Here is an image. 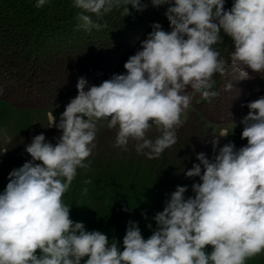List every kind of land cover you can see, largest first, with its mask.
Here are the masks:
<instances>
[{"label": "clouds", "instance_id": "9594fccd", "mask_svg": "<svg viewBox=\"0 0 264 264\" xmlns=\"http://www.w3.org/2000/svg\"><path fill=\"white\" fill-rule=\"evenodd\" d=\"M48 2L36 0L35 7ZM150 2L167 5L171 30L154 23L124 63L125 73L99 84L80 77L77 95L58 122L51 120L50 127L62 132L57 142H47L43 132L35 135L26 145L31 160L8 173L0 192V264H245L264 253V96L246 104L240 123L247 144L218 147V137L229 133L214 135V155L198 153L200 163L185 173L200 178L191 186L194 196L186 197L188 186L178 185L154 215L148 238L130 220L121 250L115 238L71 218L63 197L77 169L90 166L85 161L96 147L99 121L117 129L115 147L127 150L134 141L137 154L157 159L176 144L193 93L208 101L220 94L213 90L214 76L225 75L229 63L237 80L264 73V0H233L230 9L226 0ZM127 5L137 11L148 6L142 0H73L80 10L77 28L101 30L105 25L98 21L114 9L131 15ZM221 33L234 47L227 59L216 47ZM153 125L159 131L154 139L147 135Z\"/></svg>", "mask_w": 264, "mask_h": 264}, {"label": "trees", "instance_id": "16d2710c", "mask_svg": "<svg viewBox=\"0 0 264 264\" xmlns=\"http://www.w3.org/2000/svg\"><path fill=\"white\" fill-rule=\"evenodd\" d=\"M142 2L148 5L143 11L127 5L131 15L124 16L122 9H114L98 21L105 27L85 31L77 28L75 17L80 10L73 7V0H49L42 8L35 7L36 0H0V100L18 108L51 111L58 122L67 103L77 95L80 77L99 84L114 73H125L124 63L140 49V41L154 23L171 30L164 14L167 5L154 7L150 0ZM232 3L226 0L225 8L230 9ZM221 35L223 42L216 47L227 59L234 47L230 37ZM233 73L229 63L225 75L214 76L213 90L220 94L210 101L193 93L192 111L177 129L176 144L157 159L137 154L134 141L127 150L115 147L117 129H109L108 121L104 128L97 126L96 147L85 161L90 166L77 169L63 197L71 218L83 222L88 231H101L110 241L115 238L121 250L130 220L139 222L142 235L148 238L156 228L154 215L163 210L178 185L188 186L186 197L194 196L191 186L200 178L185 173L200 163L197 154L214 155L203 120L224 126L243 111L253 88L258 97L264 96V73L250 72L243 80ZM229 82L233 84L230 91L225 89ZM49 127L38 129L34 136L43 132L46 141L55 144L62 132ZM147 135L158 136L157 127L153 125ZM33 137L16 135L5 146L0 157V192L8 183V173L31 160L26 145ZM245 264H264V253Z\"/></svg>", "mask_w": 264, "mask_h": 264}, {"label": "rangeland", "instance_id": "374dc122", "mask_svg": "<svg viewBox=\"0 0 264 264\" xmlns=\"http://www.w3.org/2000/svg\"><path fill=\"white\" fill-rule=\"evenodd\" d=\"M235 75V72L233 73ZM234 75L231 77L233 78ZM232 90L231 92H233ZM238 90L236 89V93ZM258 94L256 88L250 91V94L245 102L243 111L234 117L233 121L225 124L224 126L218 125L209 121L203 120L204 131L208 132L211 140L214 135H218L221 131H227L229 135L227 137H218L219 146H223L225 143L234 142L237 149L247 144V140L241 139V133L243 125L240 123L242 118L248 113L247 102L257 99ZM189 108L181 114V119L184 121L190 115ZM53 119V113L51 111H44L40 109H26L18 108L6 101L0 100V157H3L5 152V146L10 143L12 138L16 135L23 137H33L38 129H43L51 126V120ZM107 120H101L98 122V129L104 128Z\"/></svg>", "mask_w": 264, "mask_h": 264}]
</instances>
